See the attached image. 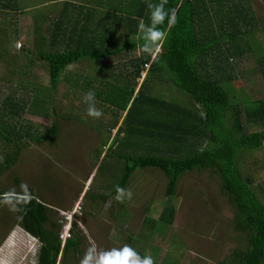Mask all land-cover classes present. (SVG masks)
<instances>
[{
    "label": "rangeland",
    "instance_id": "1",
    "mask_svg": "<svg viewBox=\"0 0 264 264\" xmlns=\"http://www.w3.org/2000/svg\"><path fill=\"white\" fill-rule=\"evenodd\" d=\"M26 1L38 4L36 6L43 5L44 8L41 7L39 11L35 6L26 11H2L0 14V51L7 52L1 54L5 58L3 64L0 61V106L6 97L26 99L28 108L21 112V123L30 121L44 130V127L57 121L58 132L53 141H30L21 149L17 161L0 172V191L10 193L14 198L19 195L13 192L21 189L22 182L26 183L30 193L52 208L48 216L55 223V232L62 230V218L72 215L71 237L76 234L80 238L79 255L75 259L68 258L66 264H81L92 246L98 251L129 246L141 250L155 261L227 264L228 256L233 254L234 249L244 247L246 239L242 232L232 227V209L226 196L219 191L217 177L208 169L188 171L180 177L169 203L175 208L171 224L159 220L163 204L167 201V179L158 168H137L124 186L133 192L132 199L118 202L116 194L109 195L117 184L115 176L124 166V161L117 159L115 152L119 151L117 140L124 135L119 126L125 112L113 108L102 96L95 94L96 107L104 115L100 119H93L87 115L88 105L83 99L89 90H101V77L105 71H108L105 77L109 78L114 72V75H110L113 78L121 73L135 81L134 94L146 82L151 85V92L155 95L160 94L167 99L174 96L182 102L186 98L179 96L164 82H156L153 87L152 80L145 75L154 59L151 56L136 78L132 73L135 69L132 62L140 56L137 49L102 61L84 59L70 64L63 71L56 89L52 90L46 64L38 58L37 52L41 47L61 50L60 45L51 47L49 44L48 32L52 28L49 19L56 18L66 0H22V3ZM67 1H74L69 5L71 7L87 5L98 15L97 18L114 11H110L111 0ZM121 1L118 8L123 10L128 2ZM244 3L247 14L253 15L254 20L250 26L239 24L241 41H238V45L244 50L248 49L242 54L227 56L224 55L225 47L221 45L225 62L230 68H210L218 79L231 76L229 82L239 104L245 100L250 102L264 98V77L259 63V58L264 54V0H244ZM43 10L50 15L49 19L38 17L39 20H36L34 16L41 15ZM73 10L69 8L68 11L76 14ZM210 12L213 13L212 8ZM107 21L111 24L112 18L107 16ZM37 22L41 34L33 33ZM215 33L220 35L218 29ZM42 36L46 40L43 45L40 44ZM208 55L207 64H218L215 58L220 55L216 49ZM30 82L46 88L52 104H44L43 110L35 108L31 111L29 100L33 92L29 89ZM22 85L28 89L25 90ZM52 106L55 113L49 108ZM2 148L0 141V157L3 155ZM242 165L248 169L255 183L264 184V143L261 148L247 154ZM15 179H18L17 183ZM95 192L108 196L107 201H102L97 209L95 207L99 200L93 199L97 194ZM17 217L16 211H10L8 206L0 204V264H35L38 243L18 225ZM63 243L61 241V246ZM60 258L61 254L56 264L60 263Z\"/></svg>",
    "mask_w": 264,
    "mask_h": 264
},
{
    "label": "trees",
    "instance_id": "2",
    "mask_svg": "<svg viewBox=\"0 0 264 264\" xmlns=\"http://www.w3.org/2000/svg\"><path fill=\"white\" fill-rule=\"evenodd\" d=\"M121 2L111 0L110 11L113 9V13L102 14L112 18L111 24L107 16L97 18L98 15L85 4L78 5L77 11L73 10L76 14L70 13L69 8L74 7L69 6L71 2L67 0L54 19H49L50 15L45 10L41 11V15L34 16L36 20L43 17L49 19L52 25L48 32L49 44L51 47L61 46V50L41 47L37 52L38 58L46 64L52 90L56 89L68 65L84 59L102 61L119 57L128 51H135L143 43L137 38V29L141 18L146 24L150 23L149 0H126L128 3L123 10L118 8ZM150 2L158 3L159 0ZM36 5L27 1L23 4L22 0H0V14L2 11H25ZM41 7L44 8L43 5L36 6L39 11ZM174 7H178V22L168 31L162 51L148 65L145 75L150 77L153 87L156 82H164L186 101L182 102L174 96L167 99L163 95H155L146 82L134 94L135 81L121 73L113 78L114 72L109 78L105 77L108 71L102 73L101 90L95 89L96 95L102 96L113 108L125 112L119 126L124 135L117 140L119 151L115 152L117 159L124 161V166L115 176L116 186L124 188L137 168L160 169L167 179V201L163 204L159 220L171 224L175 208L169 203L180 177L192 170H210L217 177L219 191L226 196L232 209L233 229L242 232L246 239L244 247L234 249L233 254L226 257L227 264H264V184L255 183L248 169L242 165L247 154L261 148L264 143V98L250 102L245 100L239 104L229 82L231 76L218 79L210 71V68H230L224 55L234 56L248 49L238 45L241 41L238 27L240 23L250 26L253 15L247 14L244 0H169L166 8ZM211 8L212 14L209 13ZM162 27L168 30L167 23ZM217 29L219 36L215 33ZM38 31L37 22L33 33H40ZM45 43L42 36L40 44ZM221 45L225 47V54L220 49ZM215 49L220 55L215 58L218 64H207L208 54ZM3 51H0L1 64L5 61L1 55ZM259 60L264 77V54ZM149 61L150 56L140 55L132 62L135 65L132 73L136 78ZM29 84L33 92L29 100L31 111L35 108L43 110L44 104H52L46 88L32 82ZM25 100L6 97L1 103L0 141L3 143V155L0 157V172L17 161L21 149L30 141H53L58 132L57 121L44 127V130L30 121L21 123V112L28 108ZM49 108L52 113L56 112L54 106ZM17 182L18 179H15ZM5 193L0 191V195ZM13 193L20 196L13 199L22 209L16 211L17 223L38 243L35 264H56L59 254V264H66L68 258L75 259L79 255V236L73 234L61 246L55 223L48 216L52 208L28 190L19 189ZM115 194L116 187L109 196ZM96 198L99 200L97 209L102 201H107L108 196L97 193L93 196V199ZM135 251L145 257L141 250ZM153 261L154 264H181L168 260Z\"/></svg>",
    "mask_w": 264,
    "mask_h": 264
},
{
    "label": "clouds",
    "instance_id": "3",
    "mask_svg": "<svg viewBox=\"0 0 264 264\" xmlns=\"http://www.w3.org/2000/svg\"><path fill=\"white\" fill-rule=\"evenodd\" d=\"M168 2L169 0H159L158 3H152L149 0L147 3V7L150 10V23L146 24L142 18L139 19L137 38L143 43L137 46V55H148L155 58L162 51L163 45L168 38V31H170V29L178 22V7L167 9L166 5ZM165 23H167L168 30H165L162 27ZM83 99L88 105L87 115L89 117L93 119H100L104 115L102 110L96 107L97 101L94 90H89L84 95ZM20 188L27 192L28 185L22 182ZM132 197L133 192L131 189H125L119 185L116 186L115 199L118 202L123 203L125 199L131 200ZM0 204L8 206L10 211L22 210L17 207L10 193H6L3 197H0ZM72 219V215H67L65 218H62V229L66 226L71 233V229L73 227ZM81 264H154V261L150 256L141 257L129 246H125L122 249H112L107 251H98L95 246H92L86 252Z\"/></svg>",
    "mask_w": 264,
    "mask_h": 264
},
{
    "label": "built area",
    "instance_id": "4",
    "mask_svg": "<svg viewBox=\"0 0 264 264\" xmlns=\"http://www.w3.org/2000/svg\"><path fill=\"white\" fill-rule=\"evenodd\" d=\"M70 235H71L70 230L66 226L61 231H59V238L62 241L68 239Z\"/></svg>",
    "mask_w": 264,
    "mask_h": 264
},
{
    "label": "crops",
    "instance_id": "5",
    "mask_svg": "<svg viewBox=\"0 0 264 264\" xmlns=\"http://www.w3.org/2000/svg\"><path fill=\"white\" fill-rule=\"evenodd\" d=\"M73 3H74V1L71 2V4H73ZM83 5H84V4H83ZM75 8H76V7H74V9H75ZM86 8H87V7H86ZM77 9H78V8H77ZM77 9H75V10L77 11ZM18 11H23V10H18ZM25 11H26V10H25ZM76 11H75V12H76Z\"/></svg>",
    "mask_w": 264,
    "mask_h": 264
}]
</instances>
